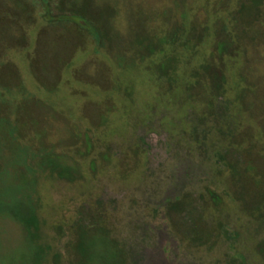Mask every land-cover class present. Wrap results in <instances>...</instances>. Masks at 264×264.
<instances>
[{
  "label": "rangeland",
  "instance_id": "1",
  "mask_svg": "<svg viewBox=\"0 0 264 264\" xmlns=\"http://www.w3.org/2000/svg\"><path fill=\"white\" fill-rule=\"evenodd\" d=\"M0 264H264V0H0Z\"/></svg>",
  "mask_w": 264,
  "mask_h": 264
}]
</instances>
